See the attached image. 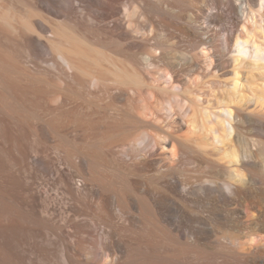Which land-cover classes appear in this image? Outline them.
Masks as SVG:
<instances>
[{"label":"bare ground","instance_id":"6f19581e","mask_svg":"<svg viewBox=\"0 0 264 264\" xmlns=\"http://www.w3.org/2000/svg\"><path fill=\"white\" fill-rule=\"evenodd\" d=\"M131 1L0 0V264H264V0Z\"/></svg>","mask_w":264,"mask_h":264},{"label":"rangeland","instance_id":"374dc122","mask_svg":"<svg viewBox=\"0 0 264 264\" xmlns=\"http://www.w3.org/2000/svg\"><path fill=\"white\" fill-rule=\"evenodd\" d=\"M23 0H10V3H11V6H12V8H13V11L15 12V13H17V14H22V13H24V12H26V9H24V7H23V5H22V2ZM25 2H28L29 4L30 3H32L31 2V0H24ZM131 2V4H132V2L133 1H131V0H129V3ZM129 3H128V5H129ZM130 4V5H131ZM129 5V6H130ZM170 23H174V22H170ZM183 23H185V22H183ZM175 24V23H174ZM224 26V28L222 27V26H220L219 28H216V30H218L219 31V34L221 33V37L219 36V42H221V44H223V41H224V34H225V25H223ZM224 29V30H223ZM221 31V32H220ZM156 35H157V33H161L160 31H159V29H157L156 30ZM163 33V32H162ZM22 36V35H21ZM20 36V34H18V33H16V32H12L10 35H9V38H10V41L8 42V44L7 43H4V46L6 45V48H8L9 47V51L11 52V54L16 58V59H18L19 61H22V62H24V63H26V65L28 66V68L30 69V70H32L33 72H34V74H36L37 76H39V77H44V78H47L49 81H52L53 83L57 80V73H55V71H51L49 68H48V66L47 65H45L44 63H40L41 61H37V59L35 60V59H33L32 57H30L29 56V52H28V48H27V43L25 42V38L23 39L22 37ZM7 42V41H6ZM187 43L188 41L187 40H183V38H181V42H180V45H182L183 47H186L187 45H189V44H185V43ZM171 43H173V41L171 42ZM183 43V44H182ZM111 53V54H110ZM114 53V52H113ZM111 51L109 52V53H107L108 54V56H109V54H110V56H112V60L111 61H113V62H117V64L119 63L120 65L122 64V67H126L127 69H129L130 71H132V67H131V65H127V63H128V61L126 62V59L125 58H122V56H119L118 54H116V53H114L113 54ZM113 54V55H112ZM120 57V58H119ZM121 59V60H120ZM119 61V62H118ZM199 61V63L197 64V66H196V69L198 70H196L195 72H194V77H193V73H188L187 74V77L190 79L191 77H192V79H194L195 77H196V74H197V76L198 77H196V78H199L200 80L203 78V80H201L200 82L201 83H204V82H206L205 81V79L207 80V81H210V79H211V81L214 79L213 78V76H211L210 75V73L209 72H212V71H210V70H212V69H210V70H208L207 68H206V66L204 65V63H203V60H198ZM126 62V63H125ZM129 64V63H128ZM104 65H106L107 67H111L108 63L107 64H104ZM124 65V66H123ZM128 66H129V68H128ZM209 71V72H208ZM207 74H208V76H207ZM215 74V73H214ZM201 75V76H200ZM215 80V79H214ZM213 80V81H214ZM57 82V81H56ZM55 82V83H56ZM203 86V85H202ZM77 90H80V89H77ZM80 91H82L81 93H79V95L81 96V95H86L87 94V91H85V90H80ZM80 91H78V92H80ZM115 92H116V94H115ZM114 92V95H115V97H116V95H118V97H116L115 98V100L117 101V103L118 104H123V103H125L124 101H125V97L124 96H120V94L121 93H119V91H115ZM86 93V94H85ZM105 96H107V97H105ZM103 95L102 96V94L100 93L97 97H95V96H92V97H95V98H92V97H90V99L89 100H94L95 99V101H93L94 103H96L95 104V110H101V108L102 107H104L105 105H107V101L109 102V100H107V99H109L108 98V95ZM83 98L81 99V97H75V99H76V101L77 100H79V101H75V99L73 100L74 101V103L73 104H75L76 103V105L78 104V103H80V104H78V105H81V104H83V99L85 98V99H88L89 98V96H82ZM88 97V98H87ZM120 97V98H119ZM98 98V99H97ZM84 99V100H85ZM97 99V100H96ZM118 99V100H117ZM82 101V102H81ZM97 101V102H96ZM121 101H122V103H121ZM85 103V102H84ZM99 103V105H97ZM76 105H74V106H76ZM103 105V106H102ZM101 108H100V107ZM98 107H99V109H98ZM176 119H178V120H180L181 121V119H179L178 117H176ZM238 122H239V119L237 120ZM183 123V122H182ZM184 126H186L187 127V124L185 125L184 124ZM166 152H168V150H166ZM193 169V168H192ZM194 170V169H193Z\"/></svg>","mask_w":264,"mask_h":264}]
</instances>
